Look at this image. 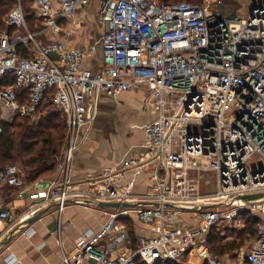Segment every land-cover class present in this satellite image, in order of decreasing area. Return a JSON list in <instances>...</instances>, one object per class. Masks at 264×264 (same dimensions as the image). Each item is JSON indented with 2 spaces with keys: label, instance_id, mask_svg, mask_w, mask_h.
I'll use <instances>...</instances> for the list:
<instances>
[{
  "label": "built area",
  "instance_id": "1",
  "mask_svg": "<svg viewBox=\"0 0 264 264\" xmlns=\"http://www.w3.org/2000/svg\"><path fill=\"white\" fill-rule=\"evenodd\" d=\"M90 1L34 0L33 14L48 44L30 31L21 6L5 21L15 31L0 30V82L13 77L0 90V135L19 117L35 121L46 100L67 127L58 179L34 191L22 209H1L0 221L16 228L45 207L61 215L79 199L107 218L81 235L66 264H186L192 254L202 264H221L207 245L211 229L240 227L245 214H264V202L240 204L241 196L264 192V0H254L245 20L222 17L224 0L203 5L101 0L100 41L70 47L61 21ZM99 50L103 63L93 71L86 63ZM143 88L148 94L141 109L157 113L144 129V153L88 177L89 191L73 189L70 172L80 131L94 126L102 96ZM230 107L236 112L227 116ZM146 174L148 186L139 193ZM24 178L19 165L0 168V193L23 187ZM213 183L216 191L205 192ZM103 203L133 206L103 209ZM129 219L156 225L157 237H142L135 250L126 251L130 238L123 221ZM254 240L247 263L264 264V221ZM14 259L12 264H20Z\"/></svg>",
  "mask_w": 264,
  "mask_h": 264
},
{
  "label": "crops",
  "instance_id": "2",
  "mask_svg": "<svg viewBox=\"0 0 264 264\" xmlns=\"http://www.w3.org/2000/svg\"><path fill=\"white\" fill-rule=\"evenodd\" d=\"M101 0H91L86 7L79 8L68 19L61 21L62 39L64 43L70 47L83 49L89 48L96 42H99L103 30L98 23V11ZM18 6H21L20 4ZM22 7V6H21ZM41 22V21H40ZM39 21L35 25V32L38 34V40L42 44H48L49 38L42 33V24ZM22 48V47H21ZM103 63V56L99 50L86 63V66L93 71H97ZM140 91H131L119 95L117 98H111L103 95L100 101V114L98 118L106 114H111V109L117 111V107L113 108L112 104L125 105L134 103L136 93ZM148 94V91H147ZM145 99V98H144ZM143 99V100H144ZM140 101L139 108L141 109ZM113 111V112H114ZM157 118V113L152 109L151 116L141 126L154 121ZM97 124L94 123V126ZM92 127L88 132L81 130L79 135V146L74 153V159L71 164L70 177L74 185L73 189L80 191H89L90 187L86 179L97 175L102 171L110 168L119 167L124 160L130 155H142L144 153L143 145L146 138L144 128L142 129L143 138L137 144L127 148L124 147L121 151L107 149L104 143H99L100 138L93 133L95 127ZM125 140L123 135H109L107 141ZM121 153V154H120ZM116 155V157H115ZM114 156V160L112 158ZM121 156V157H119ZM63 162V154L60 163ZM58 169L52 176L46 177L34 184L24 182L23 187L6 188L0 193V210L11 209L14 211L25 207L32 200L31 195L36 190H44L52 181L58 179ZM147 174L142 177L145 188L148 186ZM32 188L31 191H27ZM138 187V192H145L146 189ZM30 190V189H29ZM85 200V199H83ZM87 201V200H85ZM38 219L20 231L15 236H10L13 229L7 223L0 221V264H12L11 258L18 261L20 264H66L64 258L72 259L75 254L76 245L80 240L81 235L88 229L95 228L105 222L107 216L103 217L101 211L95 207L89 206L86 203L79 202V199H72L63 213L58 214L56 208L45 207L37 214ZM184 219L191 223L189 215L185 214ZM36 217V216H35ZM261 221H264V214L257 216ZM34 219L32 217L30 220ZM124 220L127 226V234L130 238L129 243L124 246L126 251H133L137 248L140 238H155L158 231L156 225L144 226L138 221H135V234L132 236L129 231L128 222ZM29 221V220H28ZM138 225V226H137ZM243 226L233 227L241 230ZM121 234V233H120ZM237 232L231 233L230 236H225V241L241 242V238L237 236ZM10 237V240H7ZM254 238L244 242L240 250L227 254L221 258V264H248L246 254L253 246ZM186 264H192L191 259H197L193 264H202V261L196 254L189 256ZM84 264H92L85 262Z\"/></svg>",
  "mask_w": 264,
  "mask_h": 264
},
{
  "label": "trees",
  "instance_id": "3",
  "mask_svg": "<svg viewBox=\"0 0 264 264\" xmlns=\"http://www.w3.org/2000/svg\"><path fill=\"white\" fill-rule=\"evenodd\" d=\"M160 3L188 2L203 5L204 0H156ZM34 0H0V30L14 32L15 28L5 24L10 13L20 4L24 11L27 25L31 32H35L37 20L33 14ZM20 52L25 53L20 47ZM13 77L9 76L0 82V90L10 87ZM41 115L35 121L19 117L13 123L4 125L3 133L0 135V168L20 163L25 172V182L34 184L39 180L52 176L56 173L63 151L67 145V127L65 119L56 112L50 100H46L41 109ZM262 221L258 217L245 214V224L239 231L241 242L249 241L257 233V227ZM129 231L135 234L133 226ZM241 232V233H240ZM226 233L221 227H213L207 237L208 247L218 256L223 257L234 251L240 250L241 245L236 241L226 242ZM174 264V263H164Z\"/></svg>",
  "mask_w": 264,
  "mask_h": 264
},
{
  "label": "rangeland",
  "instance_id": "4",
  "mask_svg": "<svg viewBox=\"0 0 264 264\" xmlns=\"http://www.w3.org/2000/svg\"><path fill=\"white\" fill-rule=\"evenodd\" d=\"M253 4H254V0H224L223 4L219 7V13L222 17H225V18L237 17V18L245 20V19H248L250 15L251 7ZM136 91H140V90H136ZM147 91L148 90L145 89L139 93H136L134 103H127L125 105H119V106L116 105L115 103L112 104L113 108L117 107V111H114L111 109L110 111L111 114H106V115H103L102 117L100 116L99 118H97L95 122V124L97 125L94 126L95 128H93L94 129L93 133L96 135V137L100 138L99 143H104V146L107 149L115 150L113 149V147H116L118 151H121L124 147L129 148L137 144V142L143 138L142 129L144 128L145 125L144 126H141V125L145 123L146 120L151 116L152 109H153L151 108L149 110L148 109L143 110L139 108V104H140L139 102L143 101V99L147 96ZM235 112H236L235 108L230 107L228 109L227 116L234 115ZM109 135L111 136L123 135L125 140H121L122 138L120 137L119 142L115 140H112V142H109L106 140V138H108ZM113 157L114 156H112V158ZM15 164L21 167L20 163H15ZM24 175H25V172H24ZM204 178L207 180H213V175L207 174L205 175ZM139 183H140V187H142V189L144 190L145 184H143L142 179L140 180ZM204 190L205 192L209 194H213L216 191L215 183H213V185L205 186ZM135 221H136L135 219H131L127 224L128 227L129 225L130 227L131 226L135 227L134 226V224L136 223ZM190 221L193 226L196 225V220H190ZM221 228L223 230H226V233L222 235L223 237L230 236V234L234 232H237V234L239 235L240 230L235 229V228H229V225L227 224H224ZM246 241L244 240L243 242H240V245L244 246L245 244L244 242ZM196 261H199V260L197 259L190 260L192 264L195 263Z\"/></svg>",
  "mask_w": 264,
  "mask_h": 264
},
{
  "label": "water",
  "instance_id": "5",
  "mask_svg": "<svg viewBox=\"0 0 264 264\" xmlns=\"http://www.w3.org/2000/svg\"><path fill=\"white\" fill-rule=\"evenodd\" d=\"M264 202V192L261 193H254V194H247L243 195L240 197V204L242 206H247V205H254V204H259ZM133 205L130 204H119V203H103L100 205L101 208H127V207H132ZM193 209L198 210V207H193ZM40 215H37L34 217V219L29 220L27 222H24L23 224H20L17 226L15 229H13L12 233L10 236H15L18 234L20 231H23L28 224H31L33 221L38 219ZM11 238L8 237L7 240H10Z\"/></svg>",
  "mask_w": 264,
  "mask_h": 264
}]
</instances>
